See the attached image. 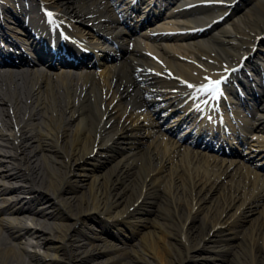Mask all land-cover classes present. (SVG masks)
<instances>
[{"label":"bare ground","instance_id":"bare-ground-1","mask_svg":"<svg viewBox=\"0 0 264 264\" xmlns=\"http://www.w3.org/2000/svg\"><path fill=\"white\" fill-rule=\"evenodd\" d=\"M251 1L214 21L213 32L197 35L190 29L217 20L216 8L187 9V0H178L167 17L185 32L142 36L156 45L159 60L146 56L135 35L119 26L113 4L28 0L22 6L25 13L56 8L78 21L96 53L79 70L68 63L44 71L0 69V264H91L102 258L95 264H264V176L207 154L153 112L172 102L168 90L182 92L185 84L174 73L191 76L171 42H183L175 46L206 68L209 62L229 67L249 53L247 45L264 31V0ZM152 66L159 76L149 71ZM260 112L256 150L264 147V103ZM255 152L246 151V159L264 163V153ZM248 215L257 216L246 234L239 233ZM92 222L116 232L117 244H107ZM237 243L241 252L228 258L224 252ZM174 247L185 256L175 259Z\"/></svg>","mask_w":264,"mask_h":264},{"label":"rangeland","instance_id":"rangeland-1","mask_svg":"<svg viewBox=\"0 0 264 264\" xmlns=\"http://www.w3.org/2000/svg\"><path fill=\"white\" fill-rule=\"evenodd\" d=\"M58 168V172L60 171L59 170V168L60 167H57ZM96 173H100V169H98L97 171H96ZM85 190V189H84ZM79 194V193H78ZM185 200H191L190 199V197L189 196H186L185 198H184ZM209 197H206V205H207V202L209 201ZM211 200H212V198H211ZM213 201V200H212ZM159 213H161V211L159 212ZM162 213H166V212H162ZM204 214H205V212L204 211H202L200 214H198L199 215V217H198V219H196V220H194V222H195V225H196V228H198V226H199V224H200V217H202V216H204ZM154 214H148L147 215V217H152ZM255 216H257V215H252V216H247V219H246V221H244L243 222V225H244V229L247 231L248 230V227H247V225H252L253 223L251 222V218H253V217H255ZM193 222V223H194ZM252 223V224H251ZM92 227L93 228H95L97 231H99V230H101V236H102V238H104V239H106L107 241H108V244H114V243H117V233L116 232H114V231H110V230H108L107 228H102V225L100 224V223H96V222H92ZM100 227V228H99ZM103 229V230H102ZM123 233V234H122ZM129 232H124V231H122L121 232V234L120 235H123V237H130L131 238V235H127ZM128 241H129V244L132 242V239H128ZM230 245V244H229ZM236 249H240L241 250V248H240V246H239V244L237 243V244H235V247H234V249L233 250H236ZM43 249H40V251H42ZM79 253H80V255L82 254V251H79ZM225 253V255L228 257V258H232L234 255H233V251H231V250H229V251H225L224 252ZM173 257L175 258V259H180L181 257H184L185 256V253H184V251L181 249V248H175L174 247V250H173ZM24 258H26L25 257V255H24ZM102 259H104V258H102ZM101 259V260H102ZM101 260H94V261H92V263L91 264H95V263H99ZM124 261V260H123ZM88 264V263H87ZM184 264H188V261H187V259H185L184 260Z\"/></svg>","mask_w":264,"mask_h":264},{"label":"snow or ice","instance_id":"snow-or-ice-1","mask_svg":"<svg viewBox=\"0 0 264 264\" xmlns=\"http://www.w3.org/2000/svg\"><path fill=\"white\" fill-rule=\"evenodd\" d=\"M48 18H49V23L55 25L56 27H59L58 24H56V21L53 20V14L51 12L47 13ZM229 71V69H227V67H225V72ZM234 71V69H233ZM227 77L221 75L220 79H211L210 77H205V80L207 81V83L202 84L198 89H196L198 92H200L201 94H210L211 97L213 99L217 98L219 95H222V85L223 83L226 81ZM186 84V86L189 89H193L195 88L194 85L188 83V82H184ZM204 103H207V101H203ZM198 107V105H197Z\"/></svg>","mask_w":264,"mask_h":264}]
</instances>
